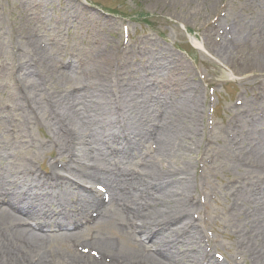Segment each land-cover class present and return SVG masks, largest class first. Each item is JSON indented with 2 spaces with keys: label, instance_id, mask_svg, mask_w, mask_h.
<instances>
[{
  "label": "rangeland",
  "instance_id": "rangeland-1",
  "mask_svg": "<svg viewBox=\"0 0 264 264\" xmlns=\"http://www.w3.org/2000/svg\"><path fill=\"white\" fill-rule=\"evenodd\" d=\"M41 1L0 0V153L18 149L32 157L41 177L53 171L56 160L67 161L49 147L52 115L73 103L85 82L98 84L93 76L100 51L94 50L100 48L116 54L100 68L112 103L143 120L135 136L138 148L127 160L116 152L110 162L120 159L124 170L145 173L157 147L149 137L157 133L161 118L153 102L156 97L146 92H164L175 81L193 84L199 87L195 103L200 118L192 130L196 148L170 162L160 161L157 167L190 165L202 202L195 215L206 246L209 242L220 261L239 257L237 224L249 227L244 214H235L242 189L238 183L251 186L264 176L256 169L263 148L255 134L262 125L259 132L251 125L254 118L264 122V67L258 65L264 63V0ZM160 59L165 67L155 68L152 62ZM245 229L243 240L249 236ZM48 234L54 237L46 254L52 264H75L76 252L84 264L94 262L86 233L75 244L61 238L62 233ZM128 242L122 239L124 249L135 248ZM247 259L245 264H251Z\"/></svg>",
  "mask_w": 264,
  "mask_h": 264
},
{
  "label": "bare ground",
  "instance_id": "bare-ground-1",
  "mask_svg": "<svg viewBox=\"0 0 264 264\" xmlns=\"http://www.w3.org/2000/svg\"><path fill=\"white\" fill-rule=\"evenodd\" d=\"M70 7L78 12L75 6ZM94 51H100V64L93 76V82L99 79L98 84L85 82L73 103L62 105L52 115L54 137L49 147L67 161L56 160L53 171H45L41 177L32 157L18 149L12 154L0 153V264H52L51 255L46 254L54 237L48 233H62L61 238L73 244L82 242L86 233L87 247L96 252L91 251L89 258L94 262L87 264H245L248 257L251 264H264V176L251 186L239 181L242 189L235 214L245 215L249 229L237 224L240 234L236 244L241 255L220 261L209 242L206 246L201 221L195 215L202 202L190 165L157 167L158 162L175 160L184 150H195L192 130L200 118L195 103L199 87L175 81L157 94L160 88L153 93L143 88L149 97H156L153 102L161 117L157 133L149 137L157 147L145 173L124 170L120 159L110 162V155L117 152L127 160L124 158L138 148L135 136H139L143 120L125 106L112 103L111 92L103 87L107 76L100 68L115 58V52ZM152 63L158 69L166 65L161 59ZM258 65L264 67V63ZM159 94L167 101L158 98ZM251 125L258 132L262 125L259 134H254L263 148L256 169L264 172V122L254 118ZM188 140L192 142L189 146ZM244 229L249 233L246 240L241 239ZM122 239L135 248L124 249ZM78 254L75 264H84Z\"/></svg>",
  "mask_w": 264,
  "mask_h": 264
}]
</instances>
